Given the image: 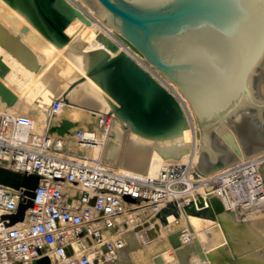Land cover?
I'll list each match as a JSON object with an SVG mask.
<instances>
[{
  "label": "bare ground",
  "instance_id": "obj_1",
  "mask_svg": "<svg viewBox=\"0 0 264 264\" xmlns=\"http://www.w3.org/2000/svg\"><path fill=\"white\" fill-rule=\"evenodd\" d=\"M254 93L264 96V48L241 98L219 123L201 128L178 85L84 0H0V112L31 116L38 132L54 127L53 135L65 141L66 157L101 158L108 169L138 179L190 163L202 183L185 193L187 205L178 216L163 215L153 206L125 211L110 231L120 229L127 244L106 264H264V204L240 217L225 208L212 181L247 159L264 178V146L246 154L234 123L228 125V117L246 108ZM55 102L61 103L58 111ZM80 129L98 142L81 146ZM212 130L235 153L230 162L225 155L216 165L223 149L210 139ZM205 151L213 165L204 160ZM14 178L0 168V183L16 188ZM192 200L195 209L187 211ZM141 211L152 224L146 234L133 223ZM177 221L193 232L191 242H181L182 230L173 226Z\"/></svg>",
  "mask_w": 264,
  "mask_h": 264
},
{
  "label": "built area",
  "instance_id": "obj_2",
  "mask_svg": "<svg viewBox=\"0 0 264 264\" xmlns=\"http://www.w3.org/2000/svg\"><path fill=\"white\" fill-rule=\"evenodd\" d=\"M60 108L55 102L54 110ZM51 129L48 125L38 132L31 116L0 112V166L40 177L34 189L0 183V264H40L44 258L49 264L113 262L126 240L110 229L125 211L181 208L185 193L201 182L189 164L138 179L108 169L101 158L66 157L64 139ZM77 140L87 148L98 142L81 129ZM257 168L253 164L245 171V180L233 167L213 181L227 209L247 211L264 204V179ZM28 200L32 205L14 221Z\"/></svg>",
  "mask_w": 264,
  "mask_h": 264
},
{
  "label": "water",
  "instance_id": "obj_3",
  "mask_svg": "<svg viewBox=\"0 0 264 264\" xmlns=\"http://www.w3.org/2000/svg\"><path fill=\"white\" fill-rule=\"evenodd\" d=\"M84 1L95 8V14L104 23L115 27L134 49L178 85L201 128L219 123L241 98L249 71L264 48V0ZM143 73L150 89L149 76ZM254 94L255 99L251 95L246 108L228 117V125L234 123L231 127L246 152L264 146V96ZM238 113L241 117L235 125ZM210 139L218 141L216 131H211ZM220 146L226 149L223 144ZM205 153L203 158L208 163L212 158L208 151ZM226 156L230 162L235 153L229 151ZM223 159L218 157L216 165L223 163ZM208 164L213 165V161ZM0 168L14 173L16 188L34 189L40 181L38 175ZM30 205L32 200L22 204L14 221L22 219ZM174 210L175 207H168L161 212L166 215ZM47 262L48 258L40 260V264Z\"/></svg>",
  "mask_w": 264,
  "mask_h": 264
},
{
  "label": "rangeland",
  "instance_id": "obj_4",
  "mask_svg": "<svg viewBox=\"0 0 264 264\" xmlns=\"http://www.w3.org/2000/svg\"><path fill=\"white\" fill-rule=\"evenodd\" d=\"M64 99H65V101L68 103V104H71V102H70V100L68 99V98H66V97H64ZM253 116H256V113H253ZM256 124H258V122L256 123ZM213 131V130H212ZM218 143H219V141H218ZM215 144V143H214ZM220 144V143H219ZM220 145H222V142H221V144ZM223 152V153H222ZM244 152L246 153V151L244 150ZM228 153H229V151H228V149H223V151H221V156H223V157H225V155H228ZM247 154V153H246ZM185 164H189V165H192V164H190V163H185ZM185 164H182V165H185ZM253 164H255V162H253V160H251V159H247V160H244V161H242V162H240V163H238V164H235L234 165V168H236V169H234L233 170V173H236V176H237V174H239L240 175V177H241V179H246L245 177V171H247V170H250V169H252V166H253ZM173 165H177V163L176 164H173ZM181 165V164H180ZM256 165V164H255ZM170 166V165H169ZM258 170H259V168H257ZM116 171V170H115ZM259 172H260V170H259ZM160 175V174H159ZM159 175L158 176H155V177H151V178H157V177H159ZM222 176V175H221ZM219 177H220V175L218 176H216L215 175V177L213 178V180L212 181H215V180H217V179H219ZM149 178V177H148ZM262 178H263V176H262ZM264 179V178H263ZM202 183L201 182H198V183H196L195 184V186H199V185H201ZM219 196L221 197V199H222V196L219 194ZM188 197V196H187ZM186 197V198H187ZM182 200L183 201H185V199L184 198H182ZM222 201H223V199H222ZM223 204H224V206H225V203H224V201H223ZM182 206H186V203L185 204H183ZM226 208V207H225ZM141 209H143V208H139V210H141ZM187 211H193L194 209H195V202H193V200H192V202H191V205H190V207H187V208H185ZM229 212H232L234 209H227ZM180 212H181V208L179 207V208H175V210L174 211H172V212H170V213H168V214H166V216H170V215H179L180 214ZM243 212H245V211H242L241 212V210H235V213L236 214H238L240 217H243ZM144 221V222H143ZM148 221V218H147V216H146V214H144L143 213V211H141V215H138V216H136V218H135V220H134V224H137V226L136 225H134L136 228H139V230H141V231H143V233H145L146 234V230H147V228L148 227H150L152 224H150V223H148L147 222ZM141 222V223H140ZM140 224H141V226H140ZM147 224V225H146ZM133 226V228H135ZM173 226H176V228L177 229H179V230H182V235H180L181 236V242L184 244H187V242L189 243V242H191L192 240H193V237H194V234H193V232L187 227H185L184 226V224H183V222L182 221H180V222H176ZM184 228H183V227ZM141 227H142V229H141ZM119 229V228H118ZM189 229V230H188ZM118 231H121L120 229L118 230ZM122 232V231H121ZM184 232H186V233H184ZM124 234V233H123ZM185 235V236H184ZM125 236V235H124ZM184 236V237H183ZM187 236H188V238H187ZM184 238V239H183ZM186 239H188L187 241H186ZM126 240V239H125ZM183 241H185V242H183ZM126 244H127V241H126ZM188 264H191V263H188Z\"/></svg>",
  "mask_w": 264,
  "mask_h": 264
}]
</instances>
